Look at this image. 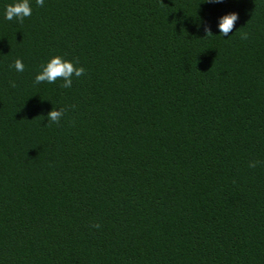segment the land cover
Returning a JSON list of instances; mask_svg holds the SVG:
<instances>
[{
    "label": "trees",
    "instance_id": "trees-1",
    "mask_svg": "<svg viewBox=\"0 0 264 264\" xmlns=\"http://www.w3.org/2000/svg\"><path fill=\"white\" fill-rule=\"evenodd\" d=\"M14 2L0 264H264V0H30L23 24ZM57 55L86 74L34 84Z\"/></svg>",
    "mask_w": 264,
    "mask_h": 264
},
{
    "label": "clouds",
    "instance_id": "clouds-1",
    "mask_svg": "<svg viewBox=\"0 0 264 264\" xmlns=\"http://www.w3.org/2000/svg\"><path fill=\"white\" fill-rule=\"evenodd\" d=\"M37 7L44 6V0H35ZM208 3H221L223 0H205ZM32 6L30 0H15L14 3L8 4L5 7L4 17L8 21H17L20 24H23L25 18L31 17L32 15ZM238 14L235 12L226 14L219 18L218 28L220 35L225 37L233 31L235 23L238 20ZM206 36H212L210 27L205 26ZM241 39L247 40L248 33H241ZM79 61L75 62L64 59L61 56H53L46 63L40 66L38 74L35 76L34 84L39 85L42 83L54 84L57 80H62L63 83L60 85L61 88L70 89L73 84V78H80L86 74V70L82 66H78ZM10 67L14 68L17 72L24 71V64L22 60L16 59ZM11 87L15 88V82H11ZM67 109H58L53 108L47 113V126L51 127L52 125L59 126L62 118L64 117ZM261 161H250L249 167L256 168L260 165ZM91 227L99 229L100 224H92Z\"/></svg>",
    "mask_w": 264,
    "mask_h": 264
}]
</instances>
